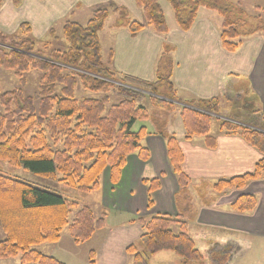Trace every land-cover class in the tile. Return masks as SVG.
Listing matches in <instances>:
<instances>
[{
  "label": "trees",
  "instance_id": "trees-1",
  "mask_svg": "<svg viewBox=\"0 0 264 264\" xmlns=\"http://www.w3.org/2000/svg\"><path fill=\"white\" fill-rule=\"evenodd\" d=\"M166 1L182 31L192 27L201 8L216 11L221 19L220 43L229 52L239 48L242 37L264 34L261 17L264 6L256 7L258 14L250 15L240 4L230 0ZM134 2L142 12V22L131 18L125 7L108 5L95 9L84 23L65 20L60 36L52 27L44 38H34L27 22L21 23L14 35L0 32V69L14 72L20 83L19 87L6 91L0 83V160L90 192L99 188L104 169L108 170L110 181L117 183L128 155L136 154L140 160H148L149 151L142 143L148 134L146 128L133 131L132 126L138 119L150 118L156 133L164 140L166 157L179 187L177 197L187 202L188 209L190 177L183 168L184 153L176 136L168 132L167 122L150 115L142 104L149 101L167 114L177 109L185 138L204 137L206 147L214 149L216 139L210 131L212 120L221 115V98H191L184 102L177 96L170 79V66L164 64L172 60L173 47L168 43L162 44L153 81L114 71L113 52L109 50L107 57H103L99 37L110 13L118 14L115 26L126 28L133 37L145 27L159 34L168 31L158 0ZM56 42L63 47L55 46ZM31 70L40 72L41 77L37 91L26 94L23 87L27 82L23 75ZM79 85L86 91L101 92L102 97H76ZM110 89L121 97L118 102L110 104ZM146 91L149 94H145ZM227 118L219 121V132L241 136L261 156L251 171L218 179L212 187L219 193L243 189L250 181L264 178V119L261 115L252 121L238 116ZM142 183L147 190V208H151L160 179L144 178ZM203 196L200 191V197ZM257 203L255 194H245L237 197L230 208L245 213L252 211ZM72 210H75L74 218L69 222ZM103 215L96 217L88 205L0 173V259L20 255L22 264H64L32 246L58 241L65 227L74 243L84 242L104 227ZM183 215L159 212L147 219L137 218L143 229L138 239L143 250H138L137 243L126 248V253L132 257L131 264H148V258L161 251H172L184 261L202 259L187 231V222L181 218ZM174 225L178 231L173 230ZM224 241L237 243L226 238L218 243ZM244 244L237 243L238 250ZM94 255L91 250L90 263Z\"/></svg>",
  "mask_w": 264,
  "mask_h": 264
},
{
  "label": "crops",
  "instance_id": "crops-1",
  "mask_svg": "<svg viewBox=\"0 0 264 264\" xmlns=\"http://www.w3.org/2000/svg\"><path fill=\"white\" fill-rule=\"evenodd\" d=\"M108 4L123 6L131 18L143 21L142 12L134 0H4L0 8V20L6 22L4 26L8 30L7 24L12 26L13 32L21 22L29 23L34 38H44L52 27H56L57 35L60 36L65 20L82 23L95 9ZM209 16L201 13L188 31L180 30L176 24H169L166 34H159L145 27L134 37L126 28H114L112 24H105L99 37L102 41V36H105L109 44L105 48L101 43L102 55L103 49L105 57L111 49L114 70L141 80L153 81L162 44H171V80L180 95L186 99L217 96L225 98L224 94L229 92V84L232 88L235 84L224 82L228 81L229 75L236 74L245 82L244 94L249 101L246 103L248 114L244 119L252 121L260 115L264 119L262 36L256 33L245 38L237 52L230 53L221 47L219 27L214 18ZM148 125L146 128L151 133L142 142L148 148V160L142 161L136 154H130L115 185L109 180L108 170L102 174L95 200L102 209L107 207L111 213L106 216L104 229L96 232L90 242L86 243V252L95 250L94 264H131L132 257L126 253V248L137 243L143 232L137 218L147 219L159 212L173 216L183 213L182 219L187 222L189 235L193 234L204 241L226 238L227 241L245 243L243 240L247 236L264 237V178L250 181L243 189L220 193L215 192L212 187L220 178L251 171L255 161L261 156L255 148L236 134H214V149L206 147L204 137L187 140L185 133L180 137L176 136L184 153V171L190 177L187 209V202L177 197L179 187L170 172L164 140L152 133L154 129ZM171 125L172 119L168 121L167 128ZM156 177L160 179V188L153 193V206L147 208V190L142 179ZM200 191L203 198L200 197ZM245 194L256 195V207L245 213L233 211L231 203ZM90 207L96 213L97 209ZM175 231H178V227ZM85 259L82 256L78 262H64L88 264Z\"/></svg>",
  "mask_w": 264,
  "mask_h": 264
},
{
  "label": "rangeland",
  "instance_id": "rangeland-1",
  "mask_svg": "<svg viewBox=\"0 0 264 264\" xmlns=\"http://www.w3.org/2000/svg\"><path fill=\"white\" fill-rule=\"evenodd\" d=\"M158 1L162 6L163 12H164L166 20H167L168 30H169V26H170L169 24H176V21L174 19L173 10L171 9L170 5L168 4V2L166 0H158ZM230 1L240 4L241 7L244 8L250 15H254L255 13L258 14L256 12V7L264 6V0H230ZM3 4H4V0H1L0 1V8L3 6ZM108 5H112V4H108ZM104 7L106 8L108 6H104ZM201 13H203V16L211 15L214 18L213 20L217 22L216 25H218L219 33H220L221 19H220L219 15L217 14V12L214 10L201 8L199 10L198 16L196 18H198ZM261 17L264 20V16H261ZM117 21H118V14L117 13H110V15L108 16V18L105 21V24H106V26L109 24H112V27L117 28L115 26V23ZM0 22L3 23V24H0V32L4 35L16 34L20 24L23 23V22H21L17 26L16 30L13 32L12 26L7 24L9 26V30H8V27L4 26L6 22L1 21V20H0ZM176 27H177V25H176ZM54 28L56 30V27H54ZM104 29H105V27L102 30H104ZM259 34L262 36V38L264 40V34H262V33H259ZM248 37H250V36H248ZM245 38H247V37H242L240 40L244 41ZM37 39H40V38H37ZM101 43L106 48V46L109 44V40L107 42L105 40V36H102ZM1 45L2 44L0 43V47H1ZM54 45L59 46V48L63 47V44H61L60 42H56ZM220 45H221V43H220ZM221 47H222V45H221ZM237 50L230 52V53L237 52ZM103 55H104V58H106L105 57L106 52L104 51V49H103ZM164 64L169 66L168 61L165 62ZM114 71L117 74L123 75V73H119L116 70H114ZM23 76L26 78V82H27L26 85L23 87V90L25 91V93L26 94H33L34 92H36L38 89V86H39V80L41 77V73L38 71H35V70H31L28 73H25ZM227 80L228 81L224 82V84H228L230 82H233L235 84V86L232 88L231 84H229V86H228L229 92L224 94L225 98L220 97L221 98V105H220L221 106V115L216 116L212 120V127H211V131H210V133L212 135L217 134L219 132L220 127L218 126V123L221 119L226 118L228 120L229 118H227V117H230V119H231V118H235L236 116H238L241 120H243L244 116L246 114H248V112H246L247 109H245V107L242 103V100L246 96L244 94V92H245L244 83L245 82L243 80H240V77L236 74L229 75V78ZM171 82H172V80H171ZM0 83H1V88L3 91L10 90V89H13L15 87L20 86L18 78L14 74V72L5 71L3 69H0ZM116 84H117V82H116ZM124 86L136 89V87H131V86H127V85H124ZM81 88L82 87L79 85V87H77L75 90L76 91V97H78V98H85V97L101 98L102 97L101 92L94 93L91 91L83 90ZM114 92L115 91H112L111 89L108 92L110 104L114 103V102H118L121 98V97L117 96V94H115ZM144 93L149 94V92H147V91ZM179 93L177 91V96L182 101L186 102L188 100V98L187 99L184 98ZM159 97L162 98L161 96H159ZM189 99H191V98H189ZM194 99H196V98H194ZM227 102H229V103H227ZM142 105L145 106L144 108L147 109V111L150 113V115L152 114V116L154 115V116H157L158 118H160L162 120H165L167 122L166 128L168 126V121H170V119H172V125L169 128H167L169 133H173V134L175 133L174 135L178 136V137H180L181 135H183L185 133V128L183 126L182 120L179 116V111L177 109L174 113L167 114L163 110L156 109L155 107H153L149 101H146L145 104H142ZM0 112H2L1 105H0ZM148 124L151 125V127L154 129L152 131V133L159 135L156 133V128L154 126V123L151 121L150 118L136 120L132 126V130L136 131V130H139V128H141V127L146 128V126ZM146 131L148 134L151 133L150 131H148L147 128H146ZM47 135L48 134H46V137H47ZM147 135L144 137V139L147 137ZM184 137H185V134H184ZM196 137H201V136H196ZM144 139L142 140V142L144 141ZM47 140H48V138H47ZM164 145H165V143H164ZM165 150H166V148H165ZM166 159H167V157H166ZM167 162H168V160H167ZM168 165H169V163H168ZM254 165H255V163H254ZM169 168H170V165H169ZM253 168H254V166H253ZM105 172H107V169H104L102 174H104ZM170 172L174 176V174L171 171V168H170ZM0 173L7 175L9 177L25 180L27 182L32 183L33 185H36L38 187H41V188L47 189L49 191H52L54 193H57L66 199L77 201L81 205L94 206L97 209V211H96L97 214L94 212L95 216L98 217V216H102V214H104L103 215L104 216V222H106V216L111 213V211L103 205H101V206L107 208V210H104L105 208L102 209L100 207V205L98 204V202L95 200L96 195H97V191H98V189H100V186H101L102 175H101V179H100V186L98 189L90 191V192H83V191H80L76 188L69 187L64 183L58 182L57 180L47 179V178L41 177V176L31 172V171H28L26 169L11 166L10 164H8L6 161H3V160H0ZM108 175H109V173H108ZM109 180H110V178H109ZM112 184L115 185L116 183H112ZM177 185H178V183H177ZM189 187L190 186H188V190H189ZM187 192H189V191H187ZM183 201H185V200H183ZM74 213H75V210H72V213L69 214V216H68L69 222H71L73 220ZM114 218L115 217H113V219ZM104 227H105V225H104ZM104 227H102L101 229H98L96 232L103 230ZM172 228H173V230H176L177 226L174 225ZM95 233L93 234V236L90 237V239H88L84 242L74 243L72 237L70 236V234L68 232V229L65 227L62 230V232L60 233V238L58 241L42 242L38 245L32 246V249H34L40 253H43L45 255L53 256L58 261H60L64 264H67L64 262V260H66L68 262H71V261L78 262L82 259V256H84L86 258L85 259L86 263L94 264L96 254L93 256V263H90L89 262V252L91 250L86 252V243L90 242V240L94 237ZM191 238L194 241L195 247L200 251V253L202 255V259H200L198 261H184V259L182 257L176 255L172 251H161V252L157 253L156 255L154 254V255L150 256L148 258V264H264V237L247 236L243 240V242H245V244L242 245V248L239 250H238L239 245H237V243L236 244H230V243H226V241H224L225 243H218V240H216V241H208V240L204 241L198 237L193 236V234H191ZM136 245H137V248L139 251L143 250V247H141L138 244V242ZM93 251L95 253V250H93ZM0 264H22V263L20 261V255H18L16 257H11V258H2V259H0ZM23 264H36V263L29 262V263H23ZM75 264H79V263H75Z\"/></svg>",
  "mask_w": 264,
  "mask_h": 264
},
{
  "label": "flooded vegetation",
  "instance_id": "flooded-vegetation-1",
  "mask_svg": "<svg viewBox=\"0 0 264 264\" xmlns=\"http://www.w3.org/2000/svg\"><path fill=\"white\" fill-rule=\"evenodd\" d=\"M247 99H248V97H247V96H245V98L242 100V103H243V104H246V103H247V101H248ZM248 102H249V101H248Z\"/></svg>",
  "mask_w": 264,
  "mask_h": 264
},
{
  "label": "water",
  "instance_id": "water-1",
  "mask_svg": "<svg viewBox=\"0 0 264 264\" xmlns=\"http://www.w3.org/2000/svg\"><path fill=\"white\" fill-rule=\"evenodd\" d=\"M244 107H246V104H244ZM250 107V106H249Z\"/></svg>",
  "mask_w": 264,
  "mask_h": 264
}]
</instances>
